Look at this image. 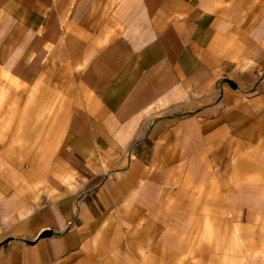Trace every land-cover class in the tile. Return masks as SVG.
Segmentation results:
<instances>
[{
	"label": "crops",
	"instance_id": "1",
	"mask_svg": "<svg viewBox=\"0 0 264 264\" xmlns=\"http://www.w3.org/2000/svg\"><path fill=\"white\" fill-rule=\"evenodd\" d=\"M252 237L264 0H0V264H219Z\"/></svg>",
	"mask_w": 264,
	"mask_h": 264
},
{
	"label": "rangeland",
	"instance_id": "2",
	"mask_svg": "<svg viewBox=\"0 0 264 264\" xmlns=\"http://www.w3.org/2000/svg\"><path fill=\"white\" fill-rule=\"evenodd\" d=\"M245 244H232V253L222 255L219 264H264V238L252 237Z\"/></svg>",
	"mask_w": 264,
	"mask_h": 264
}]
</instances>
